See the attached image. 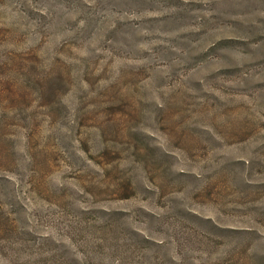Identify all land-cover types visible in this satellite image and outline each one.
<instances>
[{"label": "rangeland", "instance_id": "374dc122", "mask_svg": "<svg viewBox=\"0 0 264 264\" xmlns=\"http://www.w3.org/2000/svg\"><path fill=\"white\" fill-rule=\"evenodd\" d=\"M0 264H264V0H0Z\"/></svg>", "mask_w": 264, "mask_h": 264}]
</instances>
